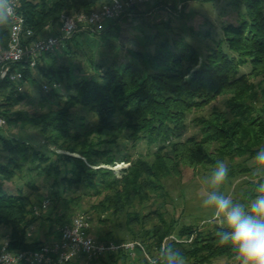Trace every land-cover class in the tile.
<instances>
[{"label": "trees", "instance_id": "obj_1", "mask_svg": "<svg viewBox=\"0 0 264 264\" xmlns=\"http://www.w3.org/2000/svg\"><path fill=\"white\" fill-rule=\"evenodd\" d=\"M102 2L20 0L18 10L25 18L26 28L34 30L32 37L37 38L58 34L62 13L91 12ZM234 3L244 5L241 20L224 24L223 35L214 39L205 55L178 37L173 43L160 42L152 66L145 65L143 59L118 65L112 58L93 77L86 74L73 77V65L66 61L70 43L85 32H99L108 37L120 20L141 12L139 4L121 17L106 20L101 31L79 29L60 49L40 55L35 67L19 65L25 79L38 82L42 90L43 79L51 84L44 91L58 98V103L50 107L44 105L34 112L12 110L24 98L25 88L18 91L9 78L0 81V113L7 123L17 121L34 126L44 138L42 148H36L28 141L0 133V146L9 153L0 161L1 178L10 180L21 175L28 163L29 169L37 174L53 177V185L57 187L50 192V199H43L34 192L39 187L32 182H27L30 191H11L0 185V239L7 240L10 249H36L44 243L31 236V229L40 218L47 220L53 231L55 221L70 223L78 213L92 211L101 225L95 234L91 230L96 239L131 240L118 237L115 228L108 226L113 219L123 218L130 237L144 242L150 252L160 256L154 263L140 256L131 261L138 255L139 246L134 254L119 250L96 257L88 264H166L161 256L163 240L176 231L177 219H168L161 211L166 200L157 203L153 210L147 206L148 202L156 203L167 197L166 180L182 174L183 166L200 171L214 167L217 160L251 159L264 146V0ZM9 36L10 20L0 24V49L7 45ZM59 50L64 54L58 59ZM53 83L59 86L54 87ZM62 84L63 93L59 90ZM222 96L227 109L215 107L207 116L194 117L200 125V137L180 139L189 114ZM79 106L86 107L94 119L86 122L83 117L77 123L75 110ZM139 141L157 149L131 158L130 145ZM119 160L130 162L120 172L113 167ZM237 171L242 174V168L229 173ZM72 187L80 191L70 192ZM86 196L97 199L89 209L74 214ZM46 200L49 203L44 207ZM50 200L54 202L53 210L60 203L65 207L57 219L51 212L43 214ZM196 230L192 224L182 225L178 234L196 233L193 241L175 238L164 245L178 251L184 264H206L218 255H235L229 246L219 244L216 235L217 231L227 229H219L216 224L214 229ZM59 236L60 228L52 240ZM81 261L78 258L63 264Z\"/></svg>", "mask_w": 264, "mask_h": 264}, {"label": "rangeland", "instance_id": "obj_2", "mask_svg": "<svg viewBox=\"0 0 264 264\" xmlns=\"http://www.w3.org/2000/svg\"><path fill=\"white\" fill-rule=\"evenodd\" d=\"M234 2L235 0H147L139 3L138 10L141 12L132 13L128 18L120 20L118 26L113 27L106 38L102 37L99 32L78 34L75 37L76 41L73 40L70 43L71 52L66 57V61L73 65V77L80 74H86L88 77L97 76L101 67L104 69L112 61V58L116 60L118 65L127 60L140 62L143 59L145 65L150 66L153 63L154 51L160 42L169 40L173 43L178 37L189 41L201 51L202 55H205L208 46L214 44V39L223 35L224 24L238 23L241 20L242 12L245 10L244 5L238 6ZM57 52H59L58 59L62 58L64 52L60 50ZM50 59L48 57L49 61ZM34 73L38 74L36 70ZM59 90L62 93L65 92V85L62 84ZM23 93L24 98L15 104L12 110L34 112L43 108L44 105V107H50L58 103V98L47 95L39 83L32 80H28ZM215 107L222 110L227 109L225 97H219L210 105L191 112L186 121L187 126L179 138L185 140L193 135L199 138L200 125L194 121V117L207 116ZM75 112L77 123L81 122L83 117L86 122L94 119L86 107L79 106ZM78 127L79 129L82 128L79 124ZM0 133L19 141H28L30 145L36 148L43 146L44 138L38 129L22 122L11 121L0 130ZM130 148L131 158H136L140 153L153 152L157 146H149L145 141H139L135 146L130 145ZM58 151L68 152L64 149H58ZM7 154L9 153L0 146V161H4ZM129 163L128 160H119L113 167L120 172L121 168L128 166ZM225 163L229 167V172L242 168V174L239 171L233 175L229 173L226 182L219 189L212 188L210 184L214 167L209 166L207 169L194 171L191 167L183 166L182 174L169 177L166 180L167 197L165 199L159 198L156 203L148 202L147 206L153 210L157 203L166 200L161 211L163 210L168 219L172 217L177 219L176 231L164 238L162 248L170 239L193 241L196 233L184 236L178 234L177 231L182 225L192 224L197 229L196 231L215 228L217 223L212 220V209L203 207V200L209 192L218 191V194L231 197L234 203L243 204L246 210L250 202L261 194L258 189L261 184H264V168L257 166L254 157L251 159L236 157L234 162L227 160ZM29 166L30 164L26 163L21 175L17 174L10 180H3L0 175V185L11 191H30L27 182H32L39 187L37 192L34 191L35 193H39L43 199H50V192L57 188L53 185V177L39 175L34 170L29 169ZM76 190L72 187L70 192ZM79 191L77 190V192ZM96 199V196L84 197L81 208H77L74 214L82 212L83 209H89ZM53 206L54 202L50 200V206L45 209L43 214L51 212L53 218L57 219V216L64 212L65 207L60 203L53 210ZM88 214L92 220V233L95 234L101 225L96 220L95 212L91 211ZM63 222L55 221L52 231L48 221L40 218V220L35 221L34 228L31 229V236L42 239L44 243L50 242L57 235ZM108 226L115 228L118 237L132 239L123 218L113 219ZM0 240L4 241V238ZM141 243L142 247L138 249V255L133 256L131 261L140 256L147 262H156L160 255L157 252L154 255L144 242ZM234 256L218 255L212 258L211 263L206 264H237ZM94 264L103 263L96 262Z\"/></svg>", "mask_w": 264, "mask_h": 264}, {"label": "built area", "instance_id": "obj_3", "mask_svg": "<svg viewBox=\"0 0 264 264\" xmlns=\"http://www.w3.org/2000/svg\"><path fill=\"white\" fill-rule=\"evenodd\" d=\"M147 0H103L99 8L91 12H64L60 17V32L33 38L34 30L26 28L25 18L19 12L20 0H10L12 14L10 36L7 45L0 49V81L9 78L16 89L22 91L28 82L19 65H37L40 55L60 49L76 31L91 28L101 31L106 20L121 17L139 3ZM52 86L58 87V83ZM51 84L44 82V90ZM7 118L0 113V128L6 126ZM49 203L44 202V207ZM92 221L88 214L78 213L70 223L60 227L58 239L43 243L36 249L12 250L7 240L0 242V264H63L81 258V264L119 250L134 254L142 243L139 240L102 241L91 233Z\"/></svg>", "mask_w": 264, "mask_h": 264}, {"label": "clouds", "instance_id": "obj_4", "mask_svg": "<svg viewBox=\"0 0 264 264\" xmlns=\"http://www.w3.org/2000/svg\"><path fill=\"white\" fill-rule=\"evenodd\" d=\"M12 14L10 0H0V24L8 22ZM254 160L259 168H264V147L256 152ZM229 174L228 165L217 160L211 174L210 184L214 189L223 185ZM248 205L234 203L231 197L211 191L203 200V207L212 209V220L216 221L219 244L229 246L235 253L237 264H264V184ZM209 223L211 221H208ZM166 264H184V258L170 246L161 249Z\"/></svg>", "mask_w": 264, "mask_h": 264}]
</instances>
